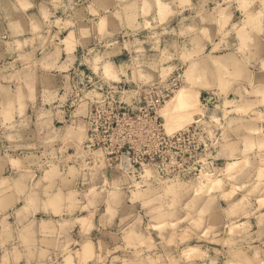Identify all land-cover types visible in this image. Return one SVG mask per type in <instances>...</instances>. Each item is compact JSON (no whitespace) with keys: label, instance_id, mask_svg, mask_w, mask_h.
Masks as SVG:
<instances>
[{"label":"clouds","instance_id":"clouds-1","mask_svg":"<svg viewBox=\"0 0 264 264\" xmlns=\"http://www.w3.org/2000/svg\"><path fill=\"white\" fill-rule=\"evenodd\" d=\"M0 20V264H264V0Z\"/></svg>","mask_w":264,"mask_h":264},{"label":"crops","instance_id":"crops-1","mask_svg":"<svg viewBox=\"0 0 264 264\" xmlns=\"http://www.w3.org/2000/svg\"><path fill=\"white\" fill-rule=\"evenodd\" d=\"M85 6H86L85 4L79 5L78 10H82ZM5 27H6V24L2 20H0V30H3V28Z\"/></svg>","mask_w":264,"mask_h":264}]
</instances>
